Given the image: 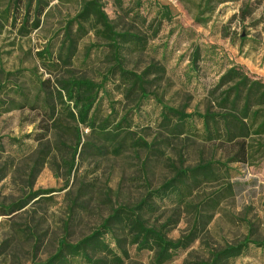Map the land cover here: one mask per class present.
I'll return each instance as SVG.
<instances>
[{
    "label": "rangeland",
    "instance_id": "rangeland-1",
    "mask_svg": "<svg viewBox=\"0 0 264 264\" xmlns=\"http://www.w3.org/2000/svg\"><path fill=\"white\" fill-rule=\"evenodd\" d=\"M42 1L48 5L39 26L28 33L20 32V20H0V204L20 206L0 216V264L42 262L60 239L74 243L90 234L113 208L139 202L175 168L206 163L215 177L185 204L165 203L145 217L165 224L169 239L196 234L162 264H196L247 236L264 240V134L251 128L229 138L221 123L209 138L196 115L221 112L215 87L231 66L264 81V0H99L115 30L142 37V49L127 46L121 57L127 71L151 66L140 101L125 94L118 74H109L108 42L90 30L69 65L52 73L42 67L37 52L48 44L57 52L62 30L85 0ZM7 4L0 0V12ZM162 7L170 18L159 14ZM69 77L95 83L107 77L95 112L98 119H123L117 138L78 126L77 145L76 124L56 95L58 81ZM46 91L54 96L47 112ZM161 104L193 114L181 134L164 128ZM127 249L124 264H157L153 251ZM229 264H264V249L250 246Z\"/></svg>",
    "mask_w": 264,
    "mask_h": 264
},
{
    "label": "trees",
    "instance_id": "trees-1",
    "mask_svg": "<svg viewBox=\"0 0 264 264\" xmlns=\"http://www.w3.org/2000/svg\"><path fill=\"white\" fill-rule=\"evenodd\" d=\"M47 5L48 3L42 0H8L6 8L0 12V20L3 22L8 21L9 18L13 22L20 20V32L28 33L31 29L38 28L40 16ZM159 14L162 17H171L167 8L164 7ZM30 20L31 25L28 27ZM74 25L76 30H73ZM1 26L2 24L0 28ZM88 30L108 42L111 60L114 62L108 72L118 74L125 87V94L134 95L139 101L146 97L148 82L144 78L151 66L141 74H137L125 70L121 58L127 46L142 49V37L115 30L99 0H85L82 3L80 10L62 30V39L57 52L51 51L50 44L37 52L36 56L42 67L52 73L69 65L76 54L78 41ZM197 58L196 52L193 61ZM14 75L13 72L5 73L6 77ZM106 79L107 77H104L101 83H95L85 78L69 77L57 83L59 87L56 90L57 99L64 105L69 118L76 124L77 145L80 144L83 136L78 126L102 135H111L115 138L119 136L118 131L122 129L123 119L118 122L111 120L110 116L98 119L95 112L99 93ZM41 84V88L45 90L44 81ZM218 90L220 92L215 100L221 112L196 114L202 119L209 138L219 134L221 123L229 138L244 136L251 128H255L254 132L257 134H264V81L248 75L238 66H231L221 75L215 87V93ZM53 99L54 96L46 91L43 101L46 112L52 108ZM25 101L28 100L24 96L21 105H24ZM10 105L13 106V104ZM161 108V120L170 135L181 134L185 127V120L193 117V114H185L182 110L164 104H161ZM53 113L50 120L53 124H57L59 119H54ZM76 153L77 147L73 152L71 167ZM215 175L210 163L194 168H175L170 179L155 190L148 191L139 202L113 208L90 234L74 243L65 238L60 239L52 255L42 262L33 261L31 264H124L129 257L128 246H135L139 251H153L156 263L162 264L176 251L187 248L196 238V234L194 230H190L176 240L169 239L165 232V224L152 225L145 218L146 215L155 213L165 203L174 206L185 204L204 180ZM19 208V205L15 207L13 204H0V216H9ZM197 214L199 215V212ZM250 246L264 249V240H252L247 236L236 244L227 245L212 252L208 260L196 264H229Z\"/></svg>",
    "mask_w": 264,
    "mask_h": 264
}]
</instances>
